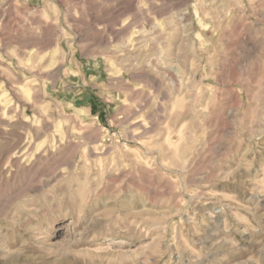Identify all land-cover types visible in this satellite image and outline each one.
Masks as SVG:
<instances>
[{
  "label": "rangeland",
  "instance_id": "obj_1",
  "mask_svg": "<svg viewBox=\"0 0 264 264\" xmlns=\"http://www.w3.org/2000/svg\"><path fill=\"white\" fill-rule=\"evenodd\" d=\"M0 264H264V0H0Z\"/></svg>",
  "mask_w": 264,
  "mask_h": 264
}]
</instances>
